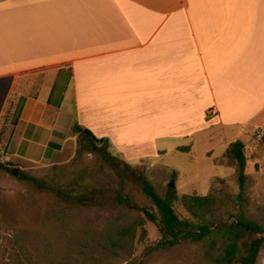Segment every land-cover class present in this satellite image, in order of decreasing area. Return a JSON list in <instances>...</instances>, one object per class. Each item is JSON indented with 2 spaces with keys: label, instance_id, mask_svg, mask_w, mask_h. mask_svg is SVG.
Here are the masks:
<instances>
[{
  "label": "crops",
  "instance_id": "1",
  "mask_svg": "<svg viewBox=\"0 0 264 264\" xmlns=\"http://www.w3.org/2000/svg\"><path fill=\"white\" fill-rule=\"evenodd\" d=\"M5 79L30 83L9 158L53 160L74 125L193 155L209 129L264 130V0H0Z\"/></svg>",
  "mask_w": 264,
  "mask_h": 264
},
{
  "label": "rangeland",
  "instance_id": "2",
  "mask_svg": "<svg viewBox=\"0 0 264 264\" xmlns=\"http://www.w3.org/2000/svg\"><path fill=\"white\" fill-rule=\"evenodd\" d=\"M13 84L14 79L0 80V153L10 156L18 139L15 126L23 100L19 90L30 83ZM245 131L252 134L251 129ZM245 134L237 129L229 136L219 128L209 129L198 139L193 155L172 151L159 157L151 155L154 145L111 141L102 146L74 132V140L51 161L39 164L11 157L7 163L13 167L8 168L20 174L0 169V264H214L205 255L215 239L221 246L215 233L203 242L157 247L163 240L160 216L142 182L148 180L162 198L170 195L172 183L179 198H211V213L205 218L194 217L175 202L181 220L220 225L243 215L264 227V130L259 131L260 139ZM225 139L246 145L243 196L238 165L226 154L229 145H222ZM256 264H264V245Z\"/></svg>",
  "mask_w": 264,
  "mask_h": 264
},
{
  "label": "trees",
  "instance_id": "3",
  "mask_svg": "<svg viewBox=\"0 0 264 264\" xmlns=\"http://www.w3.org/2000/svg\"><path fill=\"white\" fill-rule=\"evenodd\" d=\"M23 103L24 100H22L19 108V117ZM73 131L76 133H83L91 143L100 144L102 146L108 145L106 140L97 139L90 131L83 129L79 125H74ZM262 142H264V137ZM226 154L230 155L238 165L240 183L239 196H243L247 179L246 168L248 163L245 143L242 141L232 143L228 147ZM8 167H13V164H0V169L6 170ZM21 178L27 181L32 180L24 175H22ZM142 186L145 195L153 202L160 216L163 240L158 244V248L175 247L182 241L203 242L207 237L215 233L216 236L221 239V246L217 247V240L215 239L211 251L206 253L205 258L214 264L257 263L264 245V227L260 224L243 215L232 223H220V225H208L206 221L195 224L192 220H181L175 213V202H181L194 217H199V214H201V216L205 218L208 213H211V210L208 209L212 204L211 198L196 195L179 198L171 188L169 189L170 195L167 198H162L157 194L154 186L148 182V180L144 179ZM212 215H214V212ZM148 216L152 222L157 221L155 215L149 214ZM212 228H215V230L212 231ZM215 253H217V255H215Z\"/></svg>",
  "mask_w": 264,
  "mask_h": 264
},
{
  "label": "built area",
  "instance_id": "4",
  "mask_svg": "<svg viewBox=\"0 0 264 264\" xmlns=\"http://www.w3.org/2000/svg\"><path fill=\"white\" fill-rule=\"evenodd\" d=\"M243 131L246 132L245 129H243ZM259 131H260V129H257L252 134H247V132H246V135H248V136H256V137H258L260 139L261 135L259 134ZM7 162H10V158L4 153H0V164H5Z\"/></svg>",
  "mask_w": 264,
  "mask_h": 264
},
{
  "label": "water",
  "instance_id": "5",
  "mask_svg": "<svg viewBox=\"0 0 264 264\" xmlns=\"http://www.w3.org/2000/svg\"><path fill=\"white\" fill-rule=\"evenodd\" d=\"M6 172H7V173H12V174L15 175L16 177H18L19 174H20V170H19V169H11V168H7V169H6ZM170 187H171V188H174V187H175V186H174V183H172V184L170 185Z\"/></svg>",
  "mask_w": 264,
  "mask_h": 264
}]
</instances>
